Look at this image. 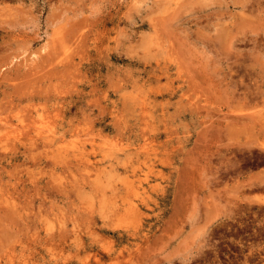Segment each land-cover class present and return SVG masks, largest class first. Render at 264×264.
I'll use <instances>...</instances> for the list:
<instances>
[{
  "label": "rangeland",
  "instance_id": "obj_1",
  "mask_svg": "<svg viewBox=\"0 0 264 264\" xmlns=\"http://www.w3.org/2000/svg\"><path fill=\"white\" fill-rule=\"evenodd\" d=\"M263 55L264 0H0V264H264Z\"/></svg>",
  "mask_w": 264,
  "mask_h": 264
},
{
  "label": "bare ground",
  "instance_id": "obj_2",
  "mask_svg": "<svg viewBox=\"0 0 264 264\" xmlns=\"http://www.w3.org/2000/svg\"><path fill=\"white\" fill-rule=\"evenodd\" d=\"M251 1H252V0H251ZM255 1H256V0H255ZM253 3H254V2H253ZM243 4H245V2H244ZM254 4H255V3H254ZM249 5H250V4H248V6H249ZM246 6H247V5H246ZM246 6H245V7H246ZM251 6H252V5H251ZM260 6H261V5H260ZM260 6H259V7H260ZM254 7H255V6H254ZM248 8H250V7H248ZM255 8H256V7H255ZM260 8H261V7H260ZM260 8H259V9H260ZM250 9H251V8H250ZM259 9H258V10H259ZM251 10H252V9H251ZM255 10H256V9H255ZM245 11H246V10H245ZM253 12H254V11H253ZM166 21H167V20H166ZM166 21H165V22H166ZM150 22H151V19H150ZM245 23H247V22H245ZM161 24H162V23H161ZM155 25H156V24H155ZM158 25H159V24H158ZM156 26H157V25H156ZM156 26L154 27V29L156 28ZM157 27H158V26H157ZM166 27H167V26H166ZM228 27H229V26H228ZM155 30H156V29H155ZM155 32H156V31H155ZM149 38H150V37H149ZM254 38H255V37H254ZM254 38L252 37L251 39H254ZM154 39H155V38H154ZM159 39H160V38H159ZM249 39H250V38H249ZM147 40H148V39H147ZM151 40H152V39H151ZM257 40H259V39H257ZM254 41H255V40H254ZM150 42H151V41H150ZM256 43H257V42H256ZM257 46H258V45H257ZM158 49H159V48H157V50H158ZM161 50H162V49H161ZM159 51H160V50H159ZM160 52H161V51H160ZM156 55H158V54H156ZM260 56H261V54L259 55V57H260ZM263 56H264V55H263ZM263 56H262V57H263ZM154 58H155V57H154ZM158 60H159V59H158ZM155 62H156V61H155ZM160 64H161V63H160ZM155 65H156V64H155ZM142 67H143V66H142ZM150 68H152V67H150ZM162 68H163V67H162ZM153 69H154V68H153ZM151 73H152V72H151ZM149 74H150V73H149ZM152 74H153V73H152ZM155 77H156V76H155ZM150 79H151V78H150ZM155 79H156V78H155ZM155 79H154V80H155ZM135 80H137V79H135ZM142 80H143V79H142ZM142 80H141V81H142ZM157 80H158V79H157ZM139 82H140V81H139ZM155 82H157V81H155ZM140 83H141V82H140ZM140 83H139V84H140ZM139 84H138V86H139ZM149 84H150V83H148L147 85H149ZM140 85H141V84H140ZM143 86H144V85H143ZM140 88H141V87H140ZM133 94H134V93H133ZM143 94H144V93H143ZM127 95H129V94H127ZM135 95L137 96V94H134V96H135ZM141 95H142V94H141ZM131 96H132V95H131ZM136 96H135V97H136ZM132 97H133V96H132ZM137 97H139V96H137ZM143 98H144V97H143ZM134 99L136 100V98H134ZM138 99H139V98H138ZM144 99H145V98H144ZM253 99H254V98H253ZM253 99L251 98L252 101H253ZM263 100H264V99H263ZM142 101H143V100H142ZM132 102H133V100H132ZM130 104H131V103H130ZM137 104H138V102H137ZM135 105H136V104H135ZM140 106H141V105H140ZM131 107H132V106H131ZM131 107H128L127 109H129V108H131ZM141 107H142V106H141ZM143 108H144V106H143ZM132 110H133V107H132ZM132 110H131V111H132ZM134 111H135V110H134ZM129 113H130V112H129ZM148 113H149V112H148ZM131 114H132V113H131ZM149 114H150V113H149ZM151 115H152V114H151ZM254 115H255V114H254ZM148 116H149V115H148ZM133 117H134V116H133ZM145 118H146V117H145ZM138 119H139V118H138ZM141 119H142V118H141ZM144 121H145V120H144ZM126 122H127V121H126ZM145 122H147V121H145ZM150 122H151V121H150ZM42 123H43V122H42ZM124 123H125V122H124ZM127 123H128V122H127ZM143 123H144V122H143ZM147 123H149V121H148ZM138 124H139V123H138ZM144 124H146V123H144ZM151 124H152V123H151ZM33 125H35V124H33ZM46 125H47V124H46ZM46 125H45V127H46ZM128 125H129V124H128ZM130 125H131V124H130ZM131 126H132V125H131ZM134 126H135V125H134ZM137 126H138V125H137ZM142 126H143V125H142ZM151 126H152V125H151ZM153 126H154V123H153ZM47 127H48V126H47ZM140 127H141V125H140ZM140 127H137V128L139 129ZM148 127H149V126H148ZM38 128H40V127H38ZM46 129H47V128H46ZM46 129H44V130H46ZM128 129H129V128H128ZM128 129H127V130H128ZM133 129H134V128H133ZM143 129H145V128L143 127L142 130H143ZM150 129H151V131H152L153 128H150ZM150 129H148V130H150ZM17 130H18V129H17ZM34 130H35V129H34ZM41 130H43V129H41ZM142 130H141V131H142ZM145 130H146V129H145ZM46 131H47V130H46ZM122 131H123V130H122ZM124 131H126V130H124ZM157 131H158V130H157ZM157 131H156V132H157ZM14 132H15V131H14ZM22 132H24V131H22ZM41 132H42V131H41ZM143 132L145 133L144 130H143ZM156 132H155V133H156ZM18 133H19V130H18ZM18 133H14V134L16 135V134H18ZM129 133H130V132H129ZM149 133H151V132H149ZM38 134H39V133H38ZM41 134H42V133H41ZM44 134H45V132H44ZM152 134H153V133H152ZM157 134H158V133H157ZM20 135H21V134H20ZM28 135H30V134H28ZM36 135H37V132H36ZM46 135H48L47 132H46ZM26 136H27V135H26ZM30 136H31V135H30ZM127 136H128V135H127ZM129 136H130V135H129ZM136 136H137V135H136ZM136 136H135V137H136ZM141 136H142V135H141ZM143 136H144V135H143ZM24 137H25V135H24ZM35 137H36V136H35ZM120 137H121V136H120ZM15 138H17V136H15ZM41 138H42V137H41ZM129 138H130V137H129ZM141 138H142V137H141ZM147 138H148V137H147ZM154 138H155V136H154ZM17 139H18V138H17ZM144 139H145V138H144ZM168 139H169V138H168ZM20 140H21V139H20ZM138 140H141V139H138ZM138 140H137V141H138ZM151 140H152V138H151ZM120 141H121V140H120ZM93 142H94V140H93ZM116 142H117V141H116ZM150 143H151V142H150ZM115 147H116V146H115ZM117 148H119V147H117ZM139 148H140V147H139ZM137 149H138V148H137ZM137 149H136V150H137ZM128 156H129V155H127V157H128ZM123 159H124V158H123ZM101 160H102V159H101ZM104 160H105V159H104ZM104 160H103V161H104ZM127 160H128V159H127ZM127 160H126V161H127ZM111 162H112V161H111ZM127 162H129V161H127ZM106 165H108L107 162H106ZM116 165H117V164H116ZM124 165H125V162H124ZM130 165H131V164H130ZM130 165H129V166H130ZM109 167H110V166H109ZM118 167H119V166H118ZM118 167H117V168H118ZM115 168H116V167H115ZM115 168H114V170H115ZM128 168H129V167H128ZM116 172H117V171H116ZM114 174H115V173H114ZM117 175H118V174H117ZM109 178H110V175H109ZM115 179H116V178H115ZM147 180H148V179H147ZM112 182H113V181H112ZM119 183H120V182H119ZM119 183H118V184H119ZM112 185H114V184H112ZM106 188H107V187H106ZM114 188H115V187H114ZM114 188H113V189H114ZM113 191H114V190H113ZM116 191H117V190H116ZM106 192H107V191H106ZM113 193H114V192H113ZM116 193H117V192H116ZM116 193H115V194H116ZM102 195H103V194H102ZM105 196H106V195H105ZM110 196H111V195H110ZM112 196H114V194H113ZM103 197H104V195H103Z\"/></svg>",
  "mask_w": 264,
  "mask_h": 264
}]
</instances>
